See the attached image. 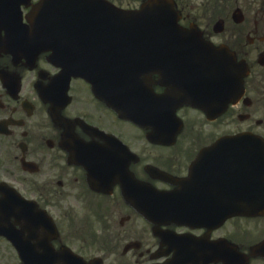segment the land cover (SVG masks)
<instances>
[{
  "label": "flooded vegetation",
  "instance_id": "obj_1",
  "mask_svg": "<svg viewBox=\"0 0 264 264\" xmlns=\"http://www.w3.org/2000/svg\"><path fill=\"white\" fill-rule=\"evenodd\" d=\"M111 1L128 9V0ZM230 1L201 5L221 11L207 21V14L188 12L191 0L175 4L184 27L198 25L238 71L246 66L243 91L225 104L224 94L207 92L209 76L201 92V74L218 72L208 55L205 69L196 61L184 67L179 60L176 68L146 62L137 102L160 110L140 125L120 117L83 79L68 87L58 80L48 53L33 62L0 53V183L17 191L4 224L23 246L70 248L102 264H264V212L220 220L223 213L209 205L228 210L264 201V13L261 0ZM224 139L221 155L206 158L210 172L200 165L186 184L204 150ZM169 204L177 217L163 214V223L143 212ZM0 264H22L3 236Z\"/></svg>",
  "mask_w": 264,
  "mask_h": 264
},
{
  "label": "water",
  "instance_id": "obj_2",
  "mask_svg": "<svg viewBox=\"0 0 264 264\" xmlns=\"http://www.w3.org/2000/svg\"><path fill=\"white\" fill-rule=\"evenodd\" d=\"M48 2L50 0H47ZM158 5L162 7H157ZM46 4H43L41 8V12L45 11ZM78 11L85 12L83 5L76 6ZM173 5L168 0H149L148 2L144 3L141 7V10L137 11H128V12H114L115 15L111 14L105 15L104 19L106 20H128V31L131 28H147L152 23H157L156 21L162 20L175 28V26L171 22H176V16L174 14ZM109 13V12H108ZM103 17H100L102 19ZM41 19H44L41 17ZM63 20L68 19V17H63ZM147 24H149L147 26ZM176 25V24H175ZM177 26V25H176ZM42 28V27H41ZM182 32H176V35L180 36H195L192 31L184 30L180 28ZM128 35H130L128 33ZM198 43H202L201 40L197 39ZM210 48V46H208ZM69 260V259H68ZM76 262V258L73 257L72 262L69 264H74Z\"/></svg>",
  "mask_w": 264,
  "mask_h": 264
},
{
  "label": "rangeland",
  "instance_id": "obj_3",
  "mask_svg": "<svg viewBox=\"0 0 264 264\" xmlns=\"http://www.w3.org/2000/svg\"><path fill=\"white\" fill-rule=\"evenodd\" d=\"M129 1V0H128ZM194 2L195 3H197V4H199L200 6L201 5H203L204 3L206 4V3H209V4H211V5H213L214 4V0H194ZM250 2H252V0H245V4H248V3H250ZM138 3V1H136V4ZM230 3L232 4L231 6H233V5H236L237 3H236V1L235 0H231L230 1ZM260 8V10L261 9H263V11L261 10V12L262 13H264V0H261V2H260V6H259ZM253 8H254V6H251L250 7V11H252L253 10ZM186 9L187 10H189V7H186ZM219 13V11L218 12H216V14H218ZM213 14V13H212ZM192 15L193 16H202L203 15V10L202 9H193V12H192Z\"/></svg>",
  "mask_w": 264,
  "mask_h": 264
}]
</instances>
